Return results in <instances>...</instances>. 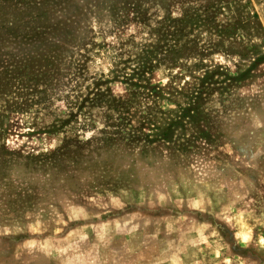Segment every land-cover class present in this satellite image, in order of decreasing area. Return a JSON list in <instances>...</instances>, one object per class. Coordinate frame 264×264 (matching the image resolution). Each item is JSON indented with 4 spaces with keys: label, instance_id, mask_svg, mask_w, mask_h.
Instances as JSON below:
<instances>
[{
    "label": "rangeland",
    "instance_id": "obj_1",
    "mask_svg": "<svg viewBox=\"0 0 264 264\" xmlns=\"http://www.w3.org/2000/svg\"><path fill=\"white\" fill-rule=\"evenodd\" d=\"M0 264H264V0H0Z\"/></svg>",
    "mask_w": 264,
    "mask_h": 264
}]
</instances>
